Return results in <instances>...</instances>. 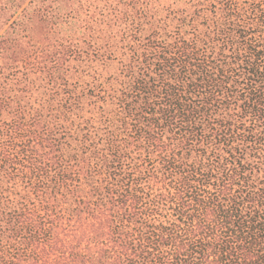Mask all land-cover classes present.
Masks as SVG:
<instances>
[{
    "label": "trees",
    "instance_id": "16d2710c",
    "mask_svg": "<svg viewBox=\"0 0 264 264\" xmlns=\"http://www.w3.org/2000/svg\"><path fill=\"white\" fill-rule=\"evenodd\" d=\"M0 264H264V0H0Z\"/></svg>",
    "mask_w": 264,
    "mask_h": 264
}]
</instances>
